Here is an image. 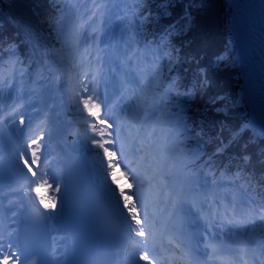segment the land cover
Returning a JSON list of instances; mask_svg holds the SVG:
<instances>
[{"label":"snow or ice","instance_id":"1","mask_svg":"<svg viewBox=\"0 0 264 264\" xmlns=\"http://www.w3.org/2000/svg\"><path fill=\"white\" fill-rule=\"evenodd\" d=\"M38 3L47 5L46 31L37 28L26 16V13L39 14ZM16 6L18 16L0 19V58L10 71L19 66L23 77L28 74L23 71L26 67L29 72L35 68L33 83L47 81L52 90L60 89L57 73L63 70L59 65H66L72 58L79 57L92 72L90 88L85 87L80 96L73 90L77 100L73 107L82 105L91 118V122L85 121L83 136L101 151L107 177L130 221L121 264H126L129 258H138L142 264H160L154 232L162 211L174 221L173 236L188 256L189 264H195L200 236L215 239L217 231L222 232L229 225L235 228L233 243L240 264H264V225L259 235L255 228L248 231L257 216L255 207L249 205H257V195L259 216L264 219V143L260 142L264 136L244 141L240 154L230 157L219 176L214 175L219 165L204 154L201 128L189 122L177 103L178 97L185 94L178 83L179 49L169 33L154 28L158 17L172 15L175 3L122 0L115 4L93 3L89 7L60 0H16ZM233 6L246 7L242 0H233L229 7ZM98 19L102 23L98 24ZM85 23L91 31L84 28ZM14 24L20 25L22 38H8L6 29ZM100 86L105 89L103 93ZM6 116L7 119L0 117L4 123L9 120L25 123V116L16 108ZM49 121L47 117L45 127L39 122L33 124L25 142L27 155L19 152V160L30 176L27 183L18 184L19 191L24 193L21 204L34 218L46 217L56 208L62 188L59 182L62 175L50 180L51 162L42 160ZM89 131L92 135H88ZM243 131L242 126L234 137ZM80 135L78 127L70 132V136ZM117 145L119 154L131 166L127 172L118 169V162L113 160L118 154L114 150ZM233 164L235 172H231ZM121 175L136 182L139 189L136 196L126 194L120 186ZM32 194L34 204L29 206L27 198ZM183 207L194 210L206 226L204 232L186 227V218L181 214ZM16 236L17 230L7 226L0 230V264H28L29 258L14 243Z\"/></svg>","mask_w":264,"mask_h":264},{"label":"trees","instance_id":"2","mask_svg":"<svg viewBox=\"0 0 264 264\" xmlns=\"http://www.w3.org/2000/svg\"><path fill=\"white\" fill-rule=\"evenodd\" d=\"M103 1L111 3L109 0H60L61 3L87 4L89 7L93 3L104 4ZM120 2L122 0H115L113 4ZM162 3L164 5L175 3V6L172 7V15L164 16L163 19L158 17L154 22V28L169 33L172 43L176 44L179 49L178 83L185 94L178 97L177 103L189 122L201 128L205 140L204 154L219 165V171L214 172L215 176H219L229 158L234 154H240L241 144L254 136L250 128H244L246 121L244 105L235 104L229 108L227 113L216 111L219 106L226 103V96H234L238 90L237 70L228 65L217 63L228 43V12H226L225 2L224 0H162ZM46 7V4L38 3V15L26 13L30 22L43 31L47 30ZM18 15L19 9L16 6V0H0V19ZM101 22L102 20H97L98 24ZM19 28V24L9 26L6 29L8 38H22L23 33L19 31ZM84 28L91 31L86 23ZM84 65L79 57L67 61L66 65H59L63 71L58 73H66L67 76L72 77L71 86L72 90H75L76 96H80L85 88L81 78V75L85 76L82 74ZM18 69L19 66L10 71L5 60L0 58V117H5V119H7L6 114L11 112L17 101V105L21 106L27 101H31L32 94L38 93V88L33 83L35 76L32 73L35 68L29 72L26 67L23 71L28 74L23 77ZM188 92H191L192 95L188 96L186 94ZM73 99L76 101L74 97ZM242 126L244 131L238 137H234L236 130ZM7 127L6 123L0 120V131L5 133ZM11 127L19 128L18 120L17 122L15 120ZM260 142L264 143V140H260ZM235 170V165H231V172H235ZM258 192L259 189H257ZM256 199L257 205L249 206L255 207L257 216L253 228L259 235L263 224L260 222L258 195ZM234 241L235 237L227 239L222 246L236 249Z\"/></svg>","mask_w":264,"mask_h":264},{"label":"rangeland","instance_id":"3","mask_svg":"<svg viewBox=\"0 0 264 264\" xmlns=\"http://www.w3.org/2000/svg\"><path fill=\"white\" fill-rule=\"evenodd\" d=\"M192 1H199V0H192ZM225 2V7H226V12H228V16H227V20H228V26H227V38H228V43L226 45V49L225 51L220 55V57L218 58V61L217 63L218 64H225V65H228L230 67H233L237 70V87H238V90L236 92V94L234 96H226V103H224V105H221L219 106L218 108H224L226 109V113L229 111V108H231L232 106H235V104H239V105H244L246 103V100H247V96H245V91H244V88H243V84H242V81H241V70H242V57H241V54H240V50L236 44L235 41H232V38L230 39V36H229V25L231 24V20H230V10H229V5H230V2L229 0H224ZM248 0H246L245 2V5L246 7L244 8V10L247 9V5H248ZM257 16V15H256ZM258 17V16H257ZM232 35V33H231ZM253 38V37H252ZM233 49V50H231ZM233 54V55H236V60H230V55ZM243 91V94L242 92ZM104 92V91H102ZM59 98L62 99V96L59 95ZM68 105L71 106V104L67 101ZM72 107V106H71ZM54 109V108H52ZM73 111H74V114H75V117L79 120L80 124L82 125L83 127V123H85V117L83 115H81L79 113V111L77 112V110H75L73 108ZM251 128L253 130V133H254V136H256L257 138L261 137V136H264V130L258 126H252L251 125ZM51 135V130L50 132H48L46 134V138H45V141H44V144L46 146V152H45V155L47 156L49 154V151H50V147L47 143H49V140L48 138L50 137ZM239 136V135H238ZM14 146H12L10 148L11 152L10 153H7L8 155L6 156V159L5 161H3L2 163V167L0 168V188L3 187L7 181H14L15 178H17V172H15V170H13V163L15 162L16 165H18L19 167H23L22 166V163L20 162L19 160V152H20V147H21V143L20 142H16L15 141V144H13ZM119 145H117L116 150L117 151V156H114L113 157V160L118 162V169L122 170V171H129V168L131 166H127L125 168H122L120 165H121V162L123 161V158L122 156L119 154ZM54 162V163H53ZM52 166L49 167L48 169V173H49V176H50V180L52 181H55L57 177H59V174L56 173V160H52ZM98 165L100 168H102L106 173H107V169H106V164L104 165L102 163V153L100 155V161L98 162ZM44 167L41 168V170H43ZM22 175L24 174V172L27 173V170L24 168H22ZM135 181L126 177V176H123L121 175V182H120V186L123 187L126 185V187H123L125 188L126 190V194H129V195H133V196H136L137 192L139 191V189L135 186ZM129 185H133L132 188H129ZM147 185H145V189H147ZM115 193L116 190H114ZM137 206L139 207V204H137ZM58 207V204L56 205V208ZM55 208V209H56ZM141 213H143V209L141 208ZM141 218L143 219V216H141ZM262 223L264 224V219H262ZM225 229H228L230 230V232H225ZM253 229V226L252 224H250L249 228H248V231L252 230ZM227 231V230H226ZM233 234L235 233V228L231 225L225 227L223 229V231L221 233H218L217 234V237H219L218 239L222 238L223 237V234ZM235 236V235H234ZM206 238V237H205ZM207 241H210L209 239L206 238ZM211 247L210 246H207V249L211 251L210 249ZM163 264H166V262H164Z\"/></svg>","mask_w":264,"mask_h":264},{"label":"bare ground","instance_id":"4","mask_svg":"<svg viewBox=\"0 0 264 264\" xmlns=\"http://www.w3.org/2000/svg\"><path fill=\"white\" fill-rule=\"evenodd\" d=\"M231 2V0H229ZM248 5H247V9L244 10L242 9V13L240 16V18L244 19V21H242L244 24L248 25L249 26V31H251V33H253V38L251 39V45H256V40H257V31L255 28H252L256 23H257V19H258V15L261 14V10H262V7H263V2L262 0H248ZM231 5V4H230ZM230 9V7H229ZM257 15V16H256ZM230 20H231V28H230V35H231V38H232V41H237L235 40L236 37L234 36V33L236 36H238L239 38V30H237V27L239 25V20H238V17L236 16H231L230 14ZM236 44H238L236 42ZM233 50V49H231ZM236 60V55H233L231 54L230 55V60ZM242 84H243V87H244V78L242 76ZM242 94H243V91H241ZM246 96V95H245ZM58 106L62 109L63 108V113L61 112V109H60V112L58 113V116L61 118V117H65L66 114H68V111L69 109L66 107V105L63 104V102L61 101H58ZM66 111V112H65ZM74 146L77 144L73 141L72 143ZM16 166H14L15 168ZM96 175L97 177L99 178V181L101 182V186L107 191L109 197L111 198V202H114V206H115V209H117V211L119 212V214H122V217L125 221H129L128 220V217H127V213H124L122 211V206L120 205V202H119V197H117L115 194H114V190H115V186L111 184L110 180L108 179L107 177V173L103 170V169H96ZM30 179V178H29ZM21 179H16L15 181H9V184L8 186H11L12 189H16V191L19 192V207H20V210L16 211V219L18 218V215H19V212L22 211L24 207L23 204H21V200L23 198V195L24 193H21L18 189V184H22V182H20ZM29 181V180H28ZM126 186V185H125ZM27 190H25L26 192ZM27 204L30 205V204H34V194H32V197H29L27 198ZM14 206H17V203H13L11 204L9 207H7L9 210H8V216H6V213H5V210L6 208L3 209V217H2V220L0 222V227H2V225H6V223L3 221V218L5 219H8V220H11L13 222H15V219H12L13 216H14V210L12 209V207ZM13 212V213H12ZM50 215L55 219L56 223L58 221V219L56 220L57 218V211L54 209ZM17 222V220H16ZM16 227V226H15ZM13 230H17V228H15ZM180 259V258H179ZM180 261L182 262V264L184 263V260L183 259H180ZM138 264H142V262L138 263Z\"/></svg>","mask_w":264,"mask_h":264},{"label":"water","instance_id":"5","mask_svg":"<svg viewBox=\"0 0 264 264\" xmlns=\"http://www.w3.org/2000/svg\"><path fill=\"white\" fill-rule=\"evenodd\" d=\"M230 28H231V24L229 25V28H228L229 33H230ZM229 36H230V39H231V35L230 34H229Z\"/></svg>","mask_w":264,"mask_h":264},{"label":"clouds","instance_id":"6","mask_svg":"<svg viewBox=\"0 0 264 264\" xmlns=\"http://www.w3.org/2000/svg\"><path fill=\"white\" fill-rule=\"evenodd\" d=\"M121 182V176H119V183Z\"/></svg>","mask_w":264,"mask_h":264}]
</instances>
